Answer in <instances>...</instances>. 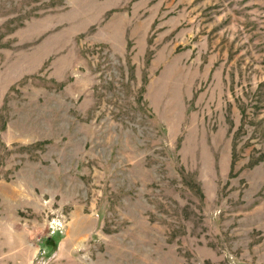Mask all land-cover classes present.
Wrapping results in <instances>:
<instances>
[{
    "label": "rangeland",
    "instance_id": "obj_1",
    "mask_svg": "<svg viewBox=\"0 0 264 264\" xmlns=\"http://www.w3.org/2000/svg\"><path fill=\"white\" fill-rule=\"evenodd\" d=\"M0 264H264V0H0Z\"/></svg>",
    "mask_w": 264,
    "mask_h": 264
}]
</instances>
